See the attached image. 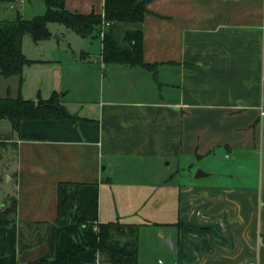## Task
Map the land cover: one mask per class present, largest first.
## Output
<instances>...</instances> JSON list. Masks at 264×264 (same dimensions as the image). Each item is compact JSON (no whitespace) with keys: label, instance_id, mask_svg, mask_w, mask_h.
Here are the masks:
<instances>
[{"label":"crops","instance_id":"1","mask_svg":"<svg viewBox=\"0 0 264 264\" xmlns=\"http://www.w3.org/2000/svg\"><path fill=\"white\" fill-rule=\"evenodd\" d=\"M63 5L103 13V0ZM146 10L109 37L127 50L122 34L139 32L150 70L104 64L97 37L87 39L89 47L98 40L95 52L33 60L20 88L0 95L35 101L39 90L24 94L23 72L47 70L57 86L45 97L59 94L74 117L21 121L17 133L0 120V174L8 177L1 199L15 203L13 221L0 227V264L85 246L80 225L55 224L59 183L80 185L78 218L95 204L88 234L97 224L136 227L135 264H264V0H148ZM87 77L98 79L97 95L82 85ZM144 234L148 251L140 252ZM166 237L172 253L161 246ZM77 259L109 264L94 249Z\"/></svg>","mask_w":264,"mask_h":264},{"label":"trees","instance_id":"2","mask_svg":"<svg viewBox=\"0 0 264 264\" xmlns=\"http://www.w3.org/2000/svg\"><path fill=\"white\" fill-rule=\"evenodd\" d=\"M18 0H0V3H12ZM45 14L31 20H23L18 14L13 19L0 20V78L16 76L17 87L21 85L22 69L34 64L21 52V38L28 34L36 42L48 38L46 24L56 23L72 31L80 38L94 39L98 37L103 22L108 23L101 38V60L104 64H122L130 67H151L141 60V34L124 32L122 41L127 43V50H120L110 39L109 33L116 23L140 22L147 14L148 0H103L102 16L95 14L81 15L70 13L64 9L63 0H44ZM55 99V101H54ZM60 95L52 92L48 103L38 107L31 100H25L19 94L11 98L8 90L0 97V120H7L11 130L18 132L21 121L74 119L59 102ZM31 139L34 137H30ZM80 185L59 183L56 187V226L78 224L82 227L84 247L73 243L63 252H56L47 258L27 264H82L77 255L86 249H94L101 260L109 264L136 263V227L125 226L117 222L97 224L94 234H88L86 228L94 224L96 206L92 203L85 219L76 215V198ZM15 210L14 200L10 205L3 204L0 208V227L13 221Z\"/></svg>","mask_w":264,"mask_h":264},{"label":"rangeland","instance_id":"3","mask_svg":"<svg viewBox=\"0 0 264 264\" xmlns=\"http://www.w3.org/2000/svg\"><path fill=\"white\" fill-rule=\"evenodd\" d=\"M16 14H18L23 20H31L35 17H41L45 14V2L44 0H18L12 3H0V20H9L13 19ZM46 29L48 34L47 39H41L34 42L28 34H24L21 38V52L24 57L28 60H53L59 61L67 57H72L74 54L84 51L87 48L91 52H95L98 48V40L93 41V45L88 46L89 40L78 37L72 31L64 28L62 25L56 23L46 24ZM78 74L80 73L77 70ZM51 72L47 70H37V68H30V70L23 72V87L25 95L34 94V90L38 89L40 97L37 96L36 100L33 101H42L43 103H48V98L50 95L45 97L49 92L51 86H57L54 79L52 78ZM80 80V79H77ZM85 80V79H83ZM22 83V81H21ZM82 85L88 86L91 90V95H97L98 88V79L87 77L86 81H81ZM64 80H62L61 86H63ZM68 87L75 88L78 84L76 78H71L68 83ZM17 87V77H11L7 79L0 80V95L2 94L5 88H8L9 91H14ZM70 96H77L75 92H71ZM44 98V99H43ZM55 101V99H54ZM60 102V99H59ZM264 111V107H263ZM5 123H9L5 120ZM259 126L261 127V167L262 174L264 175V117L259 118ZM7 175L0 174V205L4 203L5 199L2 200L1 197L4 195L5 183L7 181ZM11 198H7L5 205H10ZM145 236V237H144ZM142 237L143 244L140 245V252L148 251V236L144 234ZM142 253L139 254L140 257ZM148 257V255H147Z\"/></svg>","mask_w":264,"mask_h":264},{"label":"water","instance_id":"4","mask_svg":"<svg viewBox=\"0 0 264 264\" xmlns=\"http://www.w3.org/2000/svg\"><path fill=\"white\" fill-rule=\"evenodd\" d=\"M36 106L40 107L43 105L42 101H37L35 103ZM199 176H203V174L200 171H196L194 177H199ZM161 246L166 249L167 251H169L170 253H172L174 251L175 245L174 243L171 241V239L169 237H166L162 243Z\"/></svg>","mask_w":264,"mask_h":264},{"label":"built area","instance_id":"5","mask_svg":"<svg viewBox=\"0 0 264 264\" xmlns=\"http://www.w3.org/2000/svg\"><path fill=\"white\" fill-rule=\"evenodd\" d=\"M108 27V23H106V22H103L102 24H101V29H100V32H99V34H98V37L101 39L102 37H103V35H104V33H105V29Z\"/></svg>","mask_w":264,"mask_h":264}]
</instances>
